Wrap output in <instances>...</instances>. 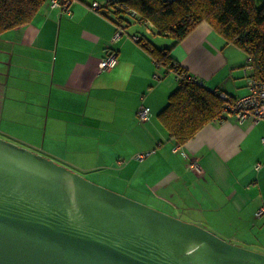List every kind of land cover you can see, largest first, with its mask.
Returning a JSON list of instances; mask_svg holds the SVG:
<instances>
[{"label": "crops", "instance_id": "1", "mask_svg": "<svg viewBox=\"0 0 264 264\" xmlns=\"http://www.w3.org/2000/svg\"><path fill=\"white\" fill-rule=\"evenodd\" d=\"M94 2L107 0H73L70 15L46 2L30 24L0 34V138L264 254V213L257 216L264 210V122L216 120L176 146L158 115L179 83L132 40L153 32L124 24L113 42L114 14L92 11ZM170 39L148 41L173 48L172 59L207 90L248 94L247 54L208 24L178 45ZM110 51L118 64L100 72ZM140 106L151 110L146 123L137 118Z\"/></svg>", "mask_w": 264, "mask_h": 264}, {"label": "water", "instance_id": "2", "mask_svg": "<svg viewBox=\"0 0 264 264\" xmlns=\"http://www.w3.org/2000/svg\"><path fill=\"white\" fill-rule=\"evenodd\" d=\"M0 264H264V254L0 138Z\"/></svg>", "mask_w": 264, "mask_h": 264}, {"label": "trees", "instance_id": "3", "mask_svg": "<svg viewBox=\"0 0 264 264\" xmlns=\"http://www.w3.org/2000/svg\"><path fill=\"white\" fill-rule=\"evenodd\" d=\"M44 4L43 0H0V34L30 24ZM124 4L148 20L153 33L174 39V46L197 26L208 24L251 58L254 76L264 81V0L260 4L257 0H124ZM138 45L167 72L187 73L170 56L173 48L159 49L144 36ZM178 83L158 118L169 139L181 147L203 127L224 118L219 90L210 91L186 79Z\"/></svg>", "mask_w": 264, "mask_h": 264}, {"label": "built area", "instance_id": "4", "mask_svg": "<svg viewBox=\"0 0 264 264\" xmlns=\"http://www.w3.org/2000/svg\"><path fill=\"white\" fill-rule=\"evenodd\" d=\"M45 3L48 2L49 7L52 9H59L61 12L70 15V6L73 0H43ZM171 1V0H167ZM94 12H107L112 11L114 14V23L116 24V32L113 36V42L118 41L124 34L122 25L128 21L130 24H137L144 26L147 33L151 34L155 29L154 26L146 19H142L138 12L128 8L124 4V0H107L104 6L94 2L91 6ZM115 12V13H114ZM125 20V21H124ZM132 40L139 43L142 40V35L133 36ZM118 64L117 53L115 51L108 52L99 62L98 70L100 72H107L113 70ZM159 67L158 64H156ZM176 81L180 82L182 79H186L189 82L203 86L202 83L198 82L195 78L180 70L173 71ZM244 76L246 78L248 94L242 97L234 98L223 91H219L218 97L222 101V117L224 120L234 119L239 123L250 119L254 124L258 122H264V81L256 78L253 73L252 60L247 56L245 65L243 67ZM156 80L159 78L154 77ZM151 116L150 108L146 106H140L137 111V118L141 123L149 121ZM264 146V136L261 140ZM149 156V153L139 154L136 159L144 160ZM189 168L200 174L201 170L198 162L191 161ZM264 210L261 209L257 216H261Z\"/></svg>", "mask_w": 264, "mask_h": 264}, {"label": "rangeland", "instance_id": "5", "mask_svg": "<svg viewBox=\"0 0 264 264\" xmlns=\"http://www.w3.org/2000/svg\"><path fill=\"white\" fill-rule=\"evenodd\" d=\"M261 3V0H257V4H260ZM147 38H149V39H153V38H157L158 40H161V41H169V39L170 38H168V37H166V36H161V35H158V34H156V33H153L151 36H149V37H147ZM148 39V40H149ZM171 40V39H170ZM85 177V176H84ZM86 179H88L87 177H85ZM89 180V179H88ZM89 181H91V180H89ZM91 182H93V181H91ZM93 183H95V182H93ZM96 184V183H95ZM97 185H99V184H97ZM99 186H101V185H99ZM102 187H104V186H102ZM105 188V187H104ZM106 189H108V188H106ZM109 190V189H108ZM112 191V190H111ZM150 207V206H149ZM155 209V208H154ZM158 211H160V210H158ZM184 221V220H183ZM188 223H190V222H188ZM193 224V223H192ZM205 229H207L208 231H210L211 233H213L214 235H216V236H218L217 234H215L214 232H212L211 230H209L210 228H205ZM219 238H221L220 236H218ZM221 239H223V238H221ZM224 240V239H223ZM226 241V240H225ZM227 242V241H226ZM229 243H231V242H229ZM233 244V243H232ZM235 245V244H234ZM253 251V250H252Z\"/></svg>", "mask_w": 264, "mask_h": 264}]
</instances>
